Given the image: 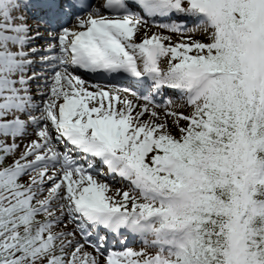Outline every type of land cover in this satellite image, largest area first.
Instances as JSON below:
<instances>
[{
  "label": "snow or ice",
  "instance_id": "6c2138e0",
  "mask_svg": "<svg viewBox=\"0 0 264 264\" xmlns=\"http://www.w3.org/2000/svg\"><path fill=\"white\" fill-rule=\"evenodd\" d=\"M0 264H264V0H0Z\"/></svg>",
  "mask_w": 264,
  "mask_h": 264
}]
</instances>
